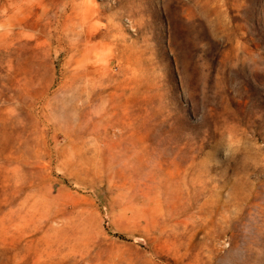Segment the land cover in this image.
Segmentation results:
<instances>
[{
  "label": "rangeland",
  "instance_id": "374dc122",
  "mask_svg": "<svg viewBox=\"0 0 264 264\" xmlns=\"http://www.w3.org/2000/svg\"><path fill=\"white\" fill-rule=\"evenodd\" d=\"M0 264H264V0H0Z\"/></svg>",
  "mask_w": 264,
  "mask_h": 264
}]
</instances>
